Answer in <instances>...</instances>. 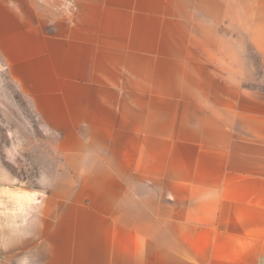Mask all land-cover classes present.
Returning <instances> with one entry per match:
<instances>
[{
    "label": "crops",
    "instance_id": "crops-1",
    "mask_svg": "<svg viewBox=\"0 0 264 264\" xmlns=\"http://www.w3.org/2000/svg\"><path fill=\"white\" fill-rule=\"evenodd\" d=\"M0 58L59 159L0 264H264V0H0Z\"/></svg>",
    "mask_w": 264,
    "mask_h": 264
},
{
    "label": "rangeland",
    "instance_id": "rangeland-1",
    "mask_svg": "<svg viewBox=\"0 0 264 264\" xmlns=\"http://www.w3.org/2000/svg\"><path fill=\"white\" fill-rule=\"evenodd\" d=\"M55 141L0 58V211L23 208L21 197L35 191L43 197L59 161Z\"/></svg>",
    "mask_w": 264,
    "mask_h": 264
}]
</instances>
